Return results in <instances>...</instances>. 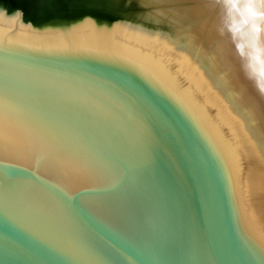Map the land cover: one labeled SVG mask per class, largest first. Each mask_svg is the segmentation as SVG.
Returning <instances> with one entry per match:
<instances>
[{
    "label": "water",
    "instance_id": "1",
    "mask_svg": "<svg viewBox=\"0 0 264 264\" xmlns=\"http://www.w3.org/2000/svg\"><path fill=\"white\" fill-rule=\"evenodd\" d=\"M22 1L32 15L52 4ZM71 4L118 11L106 0L62 2ZM0 10L34 28L68 23ZM83 17L135 21L70 22ZM0 81L111 165L106 186L71 195L32 171L0 170V186L30 184L56 202L0 213V264H264L240 231L211 152L159 97L99 62L36 55L0 52Z\"/></svg>",
    "mask_w": 264,
    "mask_h": 264
},
{
    "label": "bare ground",
    "instance_id": "2",
    "mask_svg": "<svg viewBox=\"0 0 264 264\" xmlns=\"http://www.w3.org/2000/svg\"><path fill=\"white\" fill-rule=\"evenodd\" d=\"M134 4L135 21L40 28L0 10V52L99 62L159 97L211 152L241 233L264 257V0ZM26 97L0 81V170L32 171L68 195L106 186L111 165ZM50 204L33 185L0 186V213Z\"/></svg>",
    "mask_w": 264,
    "mask_h": 264
},
{
    "label": "rangeland",
    "instance_id": "3",
    "mask_svg": "<svg viewBox=\"0 0 264 264\" xmlns=\"http://www.w3.org/2000/svg\"><path fill=\"white\" fill-rule=\"evenodd\" d=\"M18 1H20V2H18ZM50 1L52 2V4H49V5H51L50 8L44 9L42 12L35 13L34 15H32L31 13L28 14L29 10H28V7L26 6L27 4H25L28 1L23 2L21 0H16V1L15 0H0V3H1V7L6 9L7 12L20 10L19 12L22 13L24 20H27V21H30L34 24H39V25L47 24V23H54L56 21L57 22H61V21L62 22H70L73 19H76V18L83 16V15H90V16H93L94 18L99 19V20L110 21L112 19V17L113 18H120L124 14L125 15L127 14V16L131 15L130 17H133V14L136 11L138 12V10H139L137 8V6L134 4L135 3L134 0H123V1L122 0H108L109 2H116V4L118 5L117 6L118 11H115L113 13H109L107 11L106 12L100 11L99 8H96L94 6H90V7L87 6L86 7L85 5L78 6L75 4H73V5L71 4V6L68 5L65 7L62 5V2L66 1V0H50ZM67 1L81 2V3H86L89 5L90 3L93 4L95 1L98 2L101 0H67ZM67 7H69V8H67Z\"/></svg>",
    "mask_w": 264,
    "mask_h": 264
}]
</instances>
